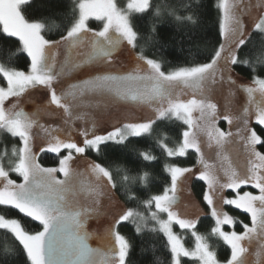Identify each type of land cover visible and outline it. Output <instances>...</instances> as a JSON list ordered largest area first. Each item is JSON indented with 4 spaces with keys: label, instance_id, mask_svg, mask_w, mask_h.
<instances>
[{
    "label": "snow or ice",
    "instance_id": "1",
    "mask_svg": "<svg viewBox=\"0 0 264 264\" xmlns=\"http://www.w3.org/2000/svg\"><path fill=\"white\" fill-rule=\"evenodd\" d=\"M31 4L0 0V41L15 40L18 52L26 54L23 70L0 63V135L19 143L7 166V147L0 152V232L15 243L13 264H131L133 245L122 229L132 224L140 234L149 221L155 225L149 231L162 233L170 264H182L183 258L191 264H221L208 237L197 230L208 215L214 220L210 235L230 248L224 264H250L249 246L257 248V264H264V152L257 149L264 148V75L255 74L264 72V0H218V46L201 57L204 62L169 70L139 47L140 40H152L142 21L152 16L164 23L173 17L195 26L198 9L205 7L202 0L185 6L187 16L165 11L155 0H128L124 8L117 0H73L70 13L57 15L59 23L26 18ZM92 21L102 27H90ZM52 28L57 39L46 38ZM150 32L155 34L156 27ZM254 37L262 41L259 55ZM245 50L252 58L240 59ZM238 67L252 73L249 82H240ZM237 92L246 96L239 107ZM121 106L147 111L131 119L112 114ZM164 121H183L186 128L176 147L161 138V151L180 159L193 150L196 160L191 166L165 165L168 182L142 202L145 216L116 196L112 162L91 159L89 153L102 157L110 146L126 147L130 137L150 134ZM48 154L55 166L41 164ZM140 156L156 159L147 152ZM13 173L21 182L11 178ZM136 182L146 188L148 173L125 174L120 186L127 191ZM193 182L203 185L207 213L192 200ZM244 186L259 194H241ZM225 190L235 196L226 197ZM128 200L137 197L129 194ZM225 206L249 214L251 226L230 216ZM100 216H107L103 232L87 231V220ZM237 223L243 232L223 230ZM29 224L41 230L30 231ZM174 225L190 233L193 248L185 247ZM93 238L100 247L90 246Z\"/></svg>",
    "mask_w": 264,
    "mask_h": 264
},
{
    "label": "trees",
    "instance_id": "2",
    "mask_svg": "<svg viewBox=\"0 0 264 264\" xmlns=\"http://www.w3.org/2000/svg\"><path fill=\"white\" fill-rule=\"evenodd\" d=\"M124 2L125 0H119ZM73 0H32L29 13H26V18L32 20L42 21L45 17L49 18V21H55L59 23L57 15L60 13H70L72 10ZM205 7L198 9L201 13V18L197 25L191 24H179L173 17H168L166 22L161 23L157 18L152 16L147 17L142 21L146 32L145 35H151L152 40L146 42L140 40L139 47H142L145 54L150 58L159 60L165 69H172L178 66H187L192 63L204 62L201 57L209 53L214 47H217V4L218 0H202ZM155 3L159 5L165 11H175L176 15L187 16L191 14L185 10L186 5H195L196 0H155ZM90 26L93 28L101 27L99 22L92 21ZM152 27H156V33L151 34ZM55 28H52L46 38L57 39L54 34ZM254 42L257 45V51L255 55H259V46L262 41L260 37H254ZM21 46L18 42H4L0 41V63L6 67H17L23 70L25 67L24 57L25 53L18 52ZM240 59H250L247 55V50L244 53L239 54ZM236 72L243 76H252V73L247 71L243 67L236 68ZM257 75H264L257 69L255 73ZM242 77V76H241ZM243 78V77H242ZM243 82V79L240 81ZM236 106L244 104L246 96L242 92H237L234 98ZM219 126L227 131L228 125L226 122L221 121ZM253 127H256L253 122ZM186 128L183 121H164L157 122L153 127V131L150 134H145L143 137L135 138L130 137V143L126 142L124 146H110L105 150L102 157H97L95 153H89V157L94 160L111 161V168L118 184V190L116 196L121 202H126L128 208H132L135 211L148 215L143 201L148 199L151 195L160 194L163 187L168 182V174L164 171L166 164L175 163L180 166H191L195 163L196 155L193 150H189V155L184 158H168L161 149L158 147V142L161 138H165V143L168 147L173 148L178 146L182 137L181 133ZM259 128L257 132L259 134ZM13 138L5 139L3 135L0 137V152L4 147H8L13 141ZM18 141V140H17ZM257 149L264 152V148L257 146ZM147 152L150 155L156 157L154 161H144L140 156V153ZM41 164L45 167L55 166L57 161L52 154L42 155ZM243 163V160L241 161ZM117 168L126 169L127 172H117ZM148 173V185L145 188L139 182L131 183L125 187L120 186L121 178L127 174L131 177L143 175ZM61 176V174H60ZM202 183L193 182L192 184V199L198 203L201 210L205 213L209 212L206 204L202 202ZM244 191L253 192L254 195H258L257 189L251 186H244L241 189V194ZM135 194L136 201H129L128 195ZM224 195L228 198H233L235 193L231 190H225ZM154 210V209H153ZM226 211L237 221H243L251 226V217L249 214L244 213L242 210L235 209L233 206H225ZM2 214V213H0ZM11 216L15 217V213H11ZM18 218V217H15ZM95 218V217H91ZM162 218L166 219V215ZM99 224V223H98ZM154 222L149 221L148 228L143 233H135V225L129 224L122 229V234L130 240L133 245L131 252V264H170V256L167 254V250L163 248L160 237L162 233L157 234L149 231L154 227ZM30 231L41 230L36 224L27 225ZM214 227V220L210 215L202 216L201 222L197 225V230L201 235L208 237L207 243L211 249L216 252L217 259L224 264L226 258L230 257V248L224 244V242L216 237L210 235L211 228ZM173 230L177 232L185 241V246L188 248L194 247V240L190 233L179 229L178 225H174ZM224 231L235 230L238 233L243 232L241 224L237 223L234 226H223ZM16 259V246L10 236H6L0 232V264H13ZM182 264H191L189 258H183Z\"/></svg>",
    "mask_w": 264,
    "mask_h": 264
},
{
    "label": "rangeland",
    "instance_id": "3",
    "mask_svg": "<svg viewBox=\"0 0 264 264\" xmlns=\"http://www.w3.org/2000/svg\"><path fill=\"white\" fill-rule=\"evenodd\" d=\"M117 3L118 5L121 7V8H124L127 3H128V0H125L124 2H120L119 0H117ZM91 27V26H90ZM102 27V26H101ZM165 70H169V69H165ZM240 75V74H239ZM244 79H243V82L244 83H247L251 80V77L249 76H243L241 75ZM243 93V92H242ZM243 95H245L243 93ZM147 110L145 109H137V108H134V107H131V106H121L119 108H113L111 109V112L112 114H122L126 117H128L129 119H131L132 117L134 116H138L141 112H146ZM127 122V121H126ZM103 127H106L108 128V130H111V125L110 124H105L103 125ZM1 137V135H0ZM15 140V142H12V144H10L8 147H7V150H8V157L7 159L5 160V165L7 166V163H8V160H13L15 159L13 156H12V153H11V149L13 146H19V143L18 141L13 138ZM13 140V141H14ZM259 151V150H258ZM242 159L239 161L241 163ZM11 178L12 179H17L18 182H21L20 178L17 177L16 174H11ZM60 178H63L62 174L60 176ZM194 200V199H192ZM200 207V206H199ZM201 209V208H200ZM111 210V206L110 205H105V211L108 212ZM91 218V217H90ZM89 218V219H90ZM95 219L98 221V227H99V230H100V233L103 232V229L104 227L106 226V221H107V216H100L99 218H96ZM101 244H100V241H98V244L96 247H100ZM186 247V246H185ZM188 248V247H187ZM191 249V248H189ZM256 252H257V248L255 246H249V254L247 256V259L249 260L250 264H257V260H258V257L256 256Z\"/></svg>",
    "mask_w": 264,
    "mask_h": 264
},
{
    "label": "water",
    "instance_id": "4",
    "mask_svg": "<svg viewBox=\"0 0 264 264\" xmlns=\"http://www.w3.org/2000/svg\"><path fill=\"white\" fill-rule=\"evenodd\" d=\"M39 102V101H37ZM25 110H32V105H25ZM86 229L89 232H97L100 233L99 227H98V222L95 218H90L87 220L86 223ZM90 246L92 247H96L98 244V240H96L95 238L91 239L89 241Z\"/></svg>",
    "mask_w": 264,
    "mask_h": 264
},
{
    "label": "bare ground",
    "instance_id": "5",
    "mask_svg": "<svg viewBox=\"0 0 264 264\" xmlns=\"http://www.w3.org/2000/svg\"><path fill=\"white\" fill-rule=\"evenodd\" d=\"M98 222V221H97Z\"/></svg>",
    "mask_w": 264,
    "mask_h": 264
}]
</instances>
